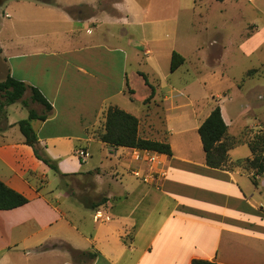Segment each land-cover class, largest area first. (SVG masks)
I'll return each instance as SVG.
<instances>
[{"label": "crops", "instance_id": "crops-1", "mask_svg": "<svg viewBox=\"0 0 264 264\" xmlns=\"http://www.w3.org/2000/svg\"><path fill=\"white\" fill-rule=\"evenodd\" d=\"M21 1L38 5L21 2L17 9L11 28L23 33L12 49L5 46L13 50L8 75L38 88L51 104L47 120L31 125L38 149L58 170L39 160L23 135L2 134L0 180L28 203L0 211V264H264V203L256 195L264 175L255 186L242 168L206 165L198 129L213 108L202 116L180 113L173 130L168 120L160 122L158 104L132 100L128 65L134 44L114 42V34L102 37L100 30L117 25L121 16L130 18L119 3L108 1L110 9L82 20L64 5ZM99 1L79 4L95 7ZM122 98L135 106L125 107ZM109 107L137 117L139 136L169 143L173 155L113 147L94 137ZM221 112L229 137L251 127L232 133L236 115L250 111ZM193 132L202 152L178 150L176 139L190 140ZM251 156L247 142L229 151L230 161Z\"/></svg>", "mask_w": 264, "mask_h": 264}, {"label": "rangeland", "instance_id": "rangeland-1", "mask_svg": "<svg viewBox=\"0 0 264 264\" xmlns=\"http://www.w3.org/2000/svg\"><path fill=\"white\" fill-rule=\"evenodd\" d=\"M43 1L64 5L72 17L83 20L92 16L97 9H110L108 1L112 0H100L95 7L83 5L94 0ZM81 1L82 5L79 4ZM116 1L120 12L128 14L130 18L125 21V17L121 16L117 25H104L100 30L102 37L114 34L113 38H109L114 42L134 44L128 75L132 81L130 85L136 91L132 96L136 104L138 100L149 98L153 89L154 94L146 103L158 104L160 107L157 110L162 118L160 122L168 120L169 128L173 130H178L181 114L185 116V113L191 114L193 110L200 116L216 106L223 109L226 116L235 111H250L241 118L236 115L237 123L232 122L235 125L231 127V132L237 134L239 128L246 124L253 127L256 123L257 126L244 128L234 138L243 143L256 132L264 135V0ZM21 2L38 5L34 1L13 0L0 10V82L9 74L7 56L13 53V50L6 49H12V42L23 33L16 26L11 28ZM75 3L77 5L67 6ZM51 6L54 7V4ZM6 14L11 17H5ZM50 25L45 23L43 27L50 30ZM31 30L29 27L26 31ZM149 50L152 54L146 56ZM173 51L181 54L185 62L171 72ZM122 99L129 101L128 98ZM1 103H6V99L0 94ZM127 103L129 105H122L131 109L135 106ZM30 111L44 113V109L31 100L30 92L17 103L7 104L0 109V138L5 131L11 139L21 137L18 123L28 120ZM9 122L17 124L10 127ZM197 134L191 133L190 140L177 138L176 148L182 150L191 147L200 154L202 151L197 145ZM83 181L87 183V179ZM250 184L249 181L247 189L251 193L254 187L251 184L250 188ZM259 188L261 193L256 195L264 203V180Z\"/></svg>", "mask_w": 264, "mask_h": 264}, {"label": "trees", "instance_id": "trees-1", "mask_svg": "<svg viewBox=\"0 0 264 264\" xmlns=\"http://www.w3.org/2000/svg\"><path fill=\"white\" fill-rule=\"evenodd\" d=\"M223 2L225 0H217ZM185 62V58L176 51L172 52L170 71H176ZM146 85H149L146 82ZM27 92L31 94V100L44 108V113L38 114L30 111L29 119L18 123L20 131L25 139V144L31 146L37 158L43 161L51 169L57 171V167L51 160L43 156L38 149V137L34 131L31 120L46 121L52 110L51 104L39 91L38 88L29 86L23 81L17 80L10 75L0 82V94L6 99V103L0 104L3 109L7 104H14L22 100ZM154 91L152 89V97ZM147 98L145 102L150 99ZM201 138L205 163L208 167L231 171L242 168L251 173V181L258 186V179L264 175V135L257 132L247 141L251 150L250 158L230 161L229 151L240 145L242 141L228 136V126L225 123L221 108L216 106L198 129ZM94 137L101 142L113 147H125L142 151H151L168 156L173 155L172 148L167 142L144 139L139 136V119L130 113L117 107H109L105 112L103 128L93 131ZM28 203V199L20 193L9 188L0 180V211L11 210ZM192 264H218L207 260L194 259Z\"/></svg>", "mask_w": 264, "mask_h": 264}, {"label": "flooded vegetation", "instance_id": "flooded-vegetation-1", "mask_svg": "<svg viewBox=\"0 0 264 264\" xmlns=\"http://www.w3.org/2000/svg\"><path fill=\"white\" fill-rule=\"evenodd\" d=\"M9 0H0V10L5 6Z\"/></svg>", "mask_w": 264, "mask_h": 264}, {"label": "built area", "instance_id": "built-area-1", "mask_svg": "<svg viewBox=\"0 0 264 264\" xmlns=\"http://www.w3.org/2000/svg\"><path fill=\"white\" fill-rule=\"evenodd\" d=\"M83 157H86V155H83ZM150 161H151V162L153 161L152 158L150 159ZM135 175L138 176V177H142L141 175H139V173H135ZM144 179H145V178H144ZM145 181H147V179H145Z\"/></svg>", "mask_w": 264, "mask_h": 264}]
</instances>
